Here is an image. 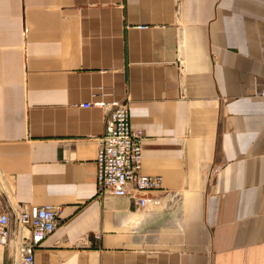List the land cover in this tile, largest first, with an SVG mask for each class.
Masks as SVG:
<instances>
[{"label": "crops", "instance_id": "crops-1", "mask_svg": "<svg viewBox=\"0 0 264 264\" xmlns=\"http://www.w3.org/2000/svg\"><path fill=\"white\" fill-rule=\"evenodd\" d=\"M263 81L264 0H0V185L62 207L35 264H264ZM125 98L143 209L98 194L83 106Z\"/></svg>", "mask_w": 264, "mask_h": 264}, {"label": "built area", "instance_id": "built-area-1", "mask_svg": "<svg viewBox=\"0 0 264 264\" xmlns=\"http://www.w3.org/2000/svg\"><path fill=\"white\" fill-rule=\"evenodd\" d=\"M255 96L264 97V81ZM83 106L106 110L105 132L99 138L95 161L98 194L128 196L145 208L147 193L164 189L163 178L143 172L145 132L132 126L129 100L101 99ZM61 210L55 204L13 203L9 190L0 185V246L13 264H35L36 249L57 228Z\"/></svg>", "mask_w": 264, "mask_h": 264}]
</instances>
